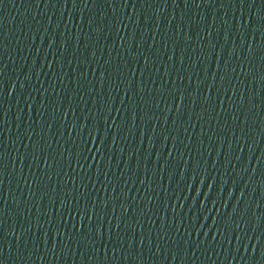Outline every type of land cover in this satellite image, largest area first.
I'll return each instance as SVG.
<instances>
[{"label":"water","instance_id":"1","mask_svg":"<svg viewBox=\"0 0 264 264\" xmlns=\"http://www.w3.org/2000/svg\"><path fill=\"white\" fill-rule=\"evenodd\" d=\"M0 264H264V0H0Z\"/></svg>","mask_w":264,"mask_h":264}]
</instances>
